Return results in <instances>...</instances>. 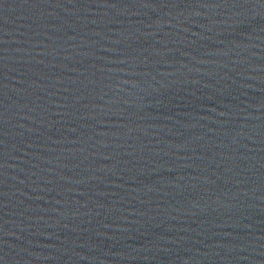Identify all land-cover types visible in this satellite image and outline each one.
I'll list each match as a JSON object with an SVG mask.
<instances>
[{
  "label": "water",
  "instance_id": "95a60500",
  "mask_svg": "<svg viewBox=\"0 0 264 264\" xmlns=\"http://www.w3.org/2000/svg\"><path fill=\"white\" fill-rule=\"evenodd\" d=\"M0 264H264V0L0 52Z\"/></svg>",
  "mask_w": 264,
  "mask_h": 264
}]
</instances>
